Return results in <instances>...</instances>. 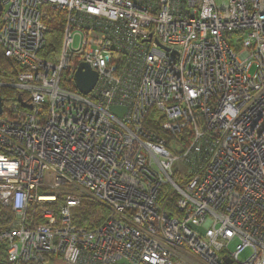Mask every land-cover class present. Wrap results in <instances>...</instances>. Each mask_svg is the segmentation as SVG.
I'll use <instances>...</instances> for the list:
<instances>
[{"label":"built area","instance_id":"built-area-1","mask_svg":"<svg viewBox=\"0 0 264 264\" xmlns=\"http://www.w3.org/2000/svg\"><path fill=\"white\" fill-rule=\"evenodd\" d=\"M0 1V46L23 70L8 86L32 107L0 116L8 264H264V0ZM51 11L56 62L40 57ZM81 63L98 75L88 95ZM63 186L107 218L75 225L73 196L60 219L29 218Z\"/></svg>","mask_w":264,"mask_h":264},{"label":"trees","instance_id":"trees-1","mask_svg":"<svg viewBox=\"0 0 264 264\" xmlns=\"http://www.w3.org/2000/svg\"><path fill=\"white\" fill-rule=\"evenodd\" d=\"M50 14L53 19L50 24L51 26L50 31L46 35V45L44 49L42 50V52L40 53V57L47 62H56L60 54V49H61L62 32H63V27H64V17L52 11L50 12ZM2 51H3V48L0 46V83L3 84V87H1L0 90H1V95L3 98V107H4V110H6L9 104L18 102V96L20 94L17 90L10 88L8 85L11 84L12 82H15L19 74L22 73L23 70L20 66L14 63L12 60L8 59L5 56V54H3L4 51L3 52ZM8 67H10L11 70H7ZM22 97L24 100H26L25 95H22ZM163 134L167 136L166 140L168 141L169 145H171L172 140H174L175 138L167 135L166 133H163ZM188 138H189V135H187V133H184L182 136V143L183 144L186 143ZM177 139L180 140L181 137L179 136ZM169 145L168 147H170ZM40 192H43V190H41ZM63 205H64L63 198L58 195L55 203H52V204L43 203L36 208L51 210L53 213H55L57 218L60 219V209ZM173 205H174V201H172L168 205V210H174ZM30 209L28 211V215L30 219H35L38 223L44 222V219L42 216L34 215L32 213L33 209L31 210ZM76 210L78 211L74 215L73 223L79 227H84V228H87L88 226H91L92 224H94L92 225L93 227H91L92 229L102 223V220L105 219L107 212L109 214V211L105 207H101L86 199L81 202L80 207ZM99 212H104V214H102L103 218L100 220L101 222L96 221L98 219ZM14 219H15V215L10 210V208H4L0 206V230L7 229L12 223V221H14ZM7 249H8L7 241L0 244V257L3 256L0 259V264H8L7 263ZM55 258L56 257L54 256H49L46 262H43L41 264H48L50 262H54Z\"/></svg>","mask_w":264,"mask_h":264},{"label":"rangeland","instance_id":"rangeland-1","mask_svg":"<svg viewBox=\"0 0 264 264\" xmlns=\"http://www.w3.org/2000/svg\"><path fill=\"white\" fill-rule=\"evenodd\" d=\"M222 0H218V3H220ZM3 52V51H2ZM4 54V53H3ZM5 57V56H4ZM6 58V57H5ZM10 61V60H9ZM11 62V61H10ZM7 70H11V68L10 67H8L7 68ZM158 130V129H157ZM159 131V130H158ZM160 137H162V138H165V139H167V136L165 135V134H163V133H157ZM43 190V192H46V193H55V194H60L59 196H61L62 198H63V202H65V200L67 199V197H70V196H73V197H79L80 198V202H82L83 200H88V201H90V202H92V203H94V204H97V205H99V206H101V207H103L98 201H96L95 199H93V198H91L89 195H87L86 193H83L81 190H78V189H76L75 187H73V186H63V187H61V188H59L58 190H52V189H42ZM169 193H171L172 191H168ZM168 208V207H167ZM31 209H33V214L34 215H38V216H41V214H40V211H41V209H39V208H36L35 206H33V207H31ZM30 209V210H31ZM77 211L78 210H76V211H74L73 212V218H74V215H75V213H77ZM107 212V211H106ZM102 214H104V212H99L98 213V219L96 220V221H100L103 217H102ZM107 214H108V212H107ZM106 214V216H105V219L107 218V216L109 215H107ZM104 219V220H105ZM104 220H102V222L104 221ZM101 222V221H100ZM99 222V223H100ZM98 223V224H99ZM97 224V225H98ZM92 225H94V224H92ZM88 226L87 228H91V227H93V226ZM236 246H237V243L236 242H234L232 245H231V247H230V250L231 251H234L235 250V248H236ZM251 255V250L250 249H248V250H246L241 256H240V260L242 261V262H244L249 256ZM3 256H1L0 257V259L2 258ZM48 264H65L59 257H56L55 259H54V262H50V263H48ZM120 264H122V262L120 263Z\"/></svg>","mask_w":264,"mask_h":264},{"label":"water","instance_id":"water-1","mask_svg":"<svg viewBox=\"0 0 264 264\" xmlns=\"http://www.w3.org/2000/svg\"><path fill=\"white\" fill-rule=\"evenodd\" d=\"M3 6L0 1V14L2 12ZM74 80L76 84V88L83 94V95H88L90 94L97 81H98V75L96 72H94L86 63H81L74 75ZM19 102L20 104L25 107L32 109L31 106H27L23 101L21 96H19ZM111 111L114 115L118 117H122L126 111V109L123 107H118V106H113L111 108ZM4 112V107H3V98L1 95V90H0V116ZM227 264H231L229 260H227Z\"/></svg>","mask_w":264,"mask_h":264}]
</instances>
